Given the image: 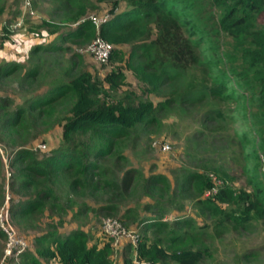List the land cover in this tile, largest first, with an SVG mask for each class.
<instances>
[{"label": "trees", "instance_id": "16d2710c", "mask_svg": "<svg viewBox=\"0 0 264 264\" xmlns=\"http://www.w3.org/2000/svg\"><path fill=\"white\" fill-rule=\"evenodd\" d=\"M58 2L55 9L75 22L74 27L61 31L58 24L47 19H41L38 26L48 33L56 32L61 41L85 42L97 32L113 44L108 63L115 57L120 61L121 50L116 45L130 43L126 67L134 68L149 84L143 88L147 96L133 90L112 96L125 81L123 64L100 72L99 77L85 70L72 73V67L63 68L62 74L68 79L55 78L47 89L38 93L31 91L15 105L10 96L0 94V145L7 142L13 147L10 166L18 162L9 181L17 194L9 203L10 219L16 223L24 220L31 227L32 219L45 209L51 217L45 231L33 236L32 245L29 242L28 248L7 259L19 264H110L108 239L97 247L87 244L82 229H58L63 224L65 208L53 186L57 184L55 177L71 168L75 175L68 179V187H81L92 193L105 191L104 204L98 206L105 213L117 212L118 197L125 198L131 193L130 187H143L154 199L143 205L144 210H150L145 216L137 218L138 213L127 207L117 217L121 222L136 221L139 233L135 244L123 242L122 264H199L209 254L208 247L194 245L191 241L195 236L190 231L178 232L179 221L173 222L176 227L169 228L161 217L164 209L155 196L161 187L155 185L165 184V178L152 174L143 183L135 181L130 185L132 169L118 179L114 172L105 173L97 161L106 152L105 138L123 136L137 125L151 124L158 120L159 113L174 105L208 101L206 116L211 113L210 118L220 117L238 126L234 128V135L243 160L241 171L247 175L251 190L235 189L225 182L233 177L222 168L188 171L183 184L186 189L191 187L195 202L203 210L219 213V221L231 217L242 223L251 217H264V0ZM101 2L106 5L108 15L96 28L86 13ZM3 39L4 35H0L1 43ZM53 41L32 46L30 53L39 49L59 50L61 46ZM21 68L16 60L0 63V85L5 77ZM40 68L36 63L23 71L19 86H32L41 74ZM151 93L159 98L153 101L148 97ZM228 103L233 105L224 112L227 107L221 104ZM53 125L60 129L61 141L48 149L42 139L31 144L22 134L29 126L44 130ZM86 133H89L87 139ZM36 149L42 151L40 155L35 153ZM2 166L0 153V178ZM216 176L222 178H219L221 182H217ZM223 203L235 206L224 210ZM148 227L154 236L141 238L139 228L143 234ZM4 242L5 234L0 229V258ZM130 250L131 256H127Z\"/></svg>", "mask_w": 264, "mask_h": 264}, {"label": "rangeland", "instance_id": "374dc122", "mask_svg": "<svg viewBox=\"0 0 264 264\" xmlns=\"http://www.w3.org/2000/svg\"><path fill=\"white\" fill-rule=\"evenodd\" d=\"M25 1L0 0L2 9L0 35H4L2 43L0 42V63L16 60L22 65L21 70L5 77L0 85V94L10 96L14 100L13 105L21 103L31 91L38 93L47 89L55 78L68 79V76L62 74L63 68L67 67H72V73L77 70H85L87 74L99 77L100 72L103 73L118 64H123L125 81L116 92H113L112 96L121 95L123 90H133L139 95L147 96V92L143 91V88L149 84L140 78L134 68L126 67L127 54L131 49L130 43L123 42L116 45L121 50L120 61L118 57H115L109 63L99 64L93 61L85 51L86 45L97 36V32L85 42H75L70 39L61 41L56 32L48 33L38 26L41 19H47L58 24V30L61 31L74 27L75 22L67 20L63 11L55 9L60 4L58 0H28L29 5H26ZM105 7L104 3H97L96 7L93 6L87 10L86 17L104 16L107 13ZM29 10L31 13L28 12ZM51 41L56 42L61 48L57 51L46 52L39 49L35 53H30L32 46L51 44ZM109 43L113 46L111 42ZM36 63L41 65V74L36 81L30 87L19 86L18 82L23 71ZM148 97L153 101L159 98L153 93ZM208 104L209 102L206 101L187 103L183 106L174 105L159 113L158 120L151 124L137 125L123 136L105 138L103 146L106 152L99 156L97 161L102 165L105 173L114 172L118 179L128 169H132L129 178L130 185L135 181L143 183V180L152 174H161L165 178V184L155 185L158 186L157 188L161 187V190L155 192V196L158 197V205L164 209L161 217L168 223L169 228L176 227L173 222L179 221L178 232L190 231V234L195 236V239L191 241L194 245L208 247L209 254L199 264H264V217L257 219L251 217L242 223L231 217L219 221L217 219L219 213L203 210L200 204L195 202L191 187L186 189L183 184V178L188 171L222 168L229 176L233 177L231 181L225 182L231 183L235 189L251 190L247 183V175L241 171L243 160L234 135V128H238L237 123H227L220 117L210 118L211 113L206 116ZM221 105L224 108L227 107L224 110L227 112L233 104ZM39 128L29 126L23 133L22 130H19V133L29 138L31 144L35 143L37 139H42L46 143L47 149L61 141L58 127L53 125L44 130ZM35 134L36 136L33 137ZM88 134L84 135L86 139ZM163 145H167V149L163 148ZM0 146L5 159H3L2 177L0 178L1 207L7 195L8 203L11 202L12 197H17L16 191L13 192L10 188L9 181L18 162L13 167L10 166L9 161L13 147L7 142ZM41 152L40 149L35 150V153L39 155ZM74 175V170L69 168L66 174L62 172L59 178L55 177L57 184L53 187L60 196L58 201L65 208L62 214L63 224L58 229L61 231L74 228L82 229L86 233L87 244H95L97 247H100L102 242L108 239L111 245L108 256L110 264H122V249L125 243L113 245L111 239L105 237L106 235L103 236L99 227L100 221L105 216L114 218L120 216L127 207L138 213L137 218L145 216L150 210H144L143 205L153 202L154 199L143 191V187L137 186L138 189H130V187L131 193L125 198L118 197L120 199L117 200V212L105 213L98 208L99 205L104 204L105 191L97 190L92 193L88 189L76 186L74 189H70L67 182ZM215 178H217V182L222 180L218 176ZM230 206L234 207L235 205L222 204L224 210ZM234 214L237 215L238 211H235ZM32 220V226L27 227L24 220L16 223L10 219L15 230L26 238L30 245H32L33 236L45 231L46 223L51 221V217L49 211L45 209L39 217ZM135 222L123 220L122 223L125 227L136 229L137 222ZM139 231L141 238L142 235L147 239L154 236L150 227L143 234L140 228ZM132 252L130 250L127 256H131ZM41 260L46 262L45 259ZM0 264H19V261L8 260L2 255ZM163 264L175 263L166 262Z\"/></svg>", "mask_w": 264, "mask_h": 264}, {"label": "built area", "instance_id": "2783aa9c", "mask_svg": "<svg viewBox=\"0 0 264 264\" xmlns=\"http://www.w3.org/2000/svg\"><path fill=\"white\" fill-rule=\"evenodd\" d=\"M26 5H29V1H25ZM31 13V10L28 11ZM108 13H105L102 17L90 16L91 21L97 28L101 21L106 18ZM112 45L101 38L99 35L95 36L85 47V51L90 55L93 61L97 63H106L111 51ZM38 146H42L39 144ZM167 145H163V148L167 149ZM0 153L2 154V148L0 146ZM5 160V159H4ZM264 174V168H262ZM209 192V191H208ZM207 193V192H206ZM8 195L4 203L0 207V229L5 234V242L3 247V257H16L19 253L24 251L29 246V242L21 234H19L12 226L9 216V203ZM100 229L104 235H106L113 245L121 244L122 242H130L135 244L139 239V233L136 229L125 227V225L116 217L105 216L100 221ZM123 244V243H122ZM140 264H145L141 262Z\"/></svg>", "mask_w": 264, "mask_h": 264}]
</instances>
